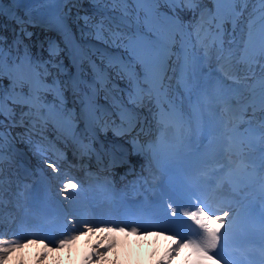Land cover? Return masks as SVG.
Listing matches in <instances>:
<instances>
[{"label":"bare ground","instance_id":"bare-ground-1","mask_svg":"<svg viewBox=\"0 0 264 264\" xmlns=\"http://www.w3.org/2000/svg\"><path fill=\"white\" fill-rule=\"evenodd\" d=\"M260 1L264 2L247 0L245 19L240 16L236 21H233L236 13L228 12L226 5L221 9L208 1L205 4H209V17H217L218 11H223V17L230 19L227 36L218 50L212 56L206 54L195 59V83L192 86L205 98H210L205 141L232 123L231 111L246 97L255 96V105L264 106V4L254 7ZM124 5L128 7L126 3ZM160 8L157 4V15L166 18ZM242 13L244 15V11ZM128 21L127 13L118 14L114 26L126 28ZM137 27L140 26L135 25ZM88 40L93 41L92 38ZM96 44L98 55L92 58L96 67L107 65L102 57L111 65H125L124 59L116 52H109L100 40ZM111 77L114 82L118 79L117 75L111 74ZM108 101L113 102L111 96ZM75 183L66 181L55 188L57 199L52 209L58 211L52 215L56 220L54 225L43 220L41 226L31 230L13 224L7 234L0 236V264H176L177 259H184L185 247L177 237L147 231L136 224L117 227L90 214L86 210V196ZM4 207V216L11 215L16 208L14 205ZM242 207L244 205L227 212L205 205L198 210V216L203 224L212 226L226 221ZM44 213L49 215V211ZM1 226L6 227L5 220Z\"/></svg>","mask_w":264,"mask_h":264},{"label":"rangeland","instance_id":"rangeland-1","mask_svg":"<svg viewBox=\"0 0 264 264\" xmlns=\"http://www.w3.org/2000/svg\"><path fill=\"white\" fill-rule=\"evenodd\" d=\"M73 9H74V10H76V7H75V6H73ZM18 28H21V26H18Z\"/></svg>","mask_w":264,"mask_h":264}]
</instances>
